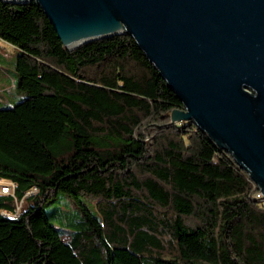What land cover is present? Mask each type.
I'll use <instances>...</instances> for the list:
<instances>
[{
    "label": "trees",
    "instance_id": "obj_1",
    "mask_svg": "<svg viewBox=\"0 0 264 264\" xmlns=\"http://www.w3.org/2000/svg\"><path fill=\"white\" fill-rule=\"evenodd\" d=\"M19 50L0 107V264H264V197L128 33L68 49L34 1L0 0ZM83 218L58 227L57 195ZM22 203L18 211L19 203ZM10 215H13L12 217Z\"/></svg>",
    "mask_w": 264,
    "mask_h": 264
},
{
    "label": "water",
    "instance_id": "obj_2",
    "mask_svg": "<svg viewBox=\"0 0 264 264\" xmlns=\"http://www.w3.org/2000/svg\"><path fill=\"white\" fill-rule=\"evenodd\" d=\"M27 3L32 0H4ZM68 49L128 33L264 194V0H34Z\"/></svg>",
    "mask_w": 264,
    "mask_h": 264
},
{
    "label": "rangeland",
    "instance_id": "obj_3",
    "mask_svg": "<svg viewBox=\"0 0 264 264\" xmlns=\"http://www.w3.org/2000/svg\"><path fill=\"white\" fill-rule=\"evenodd\" d=\"M19 53L17 48L0 41V107H13L25 97V93L18 88L19 74L16 64ZM21 206L20 202L18 211ZM45 214L58 227L64 225L63 227L72 228L69 223H76L83 218L71 199L63 194L57 195L45 205Z\"/></svg>",
    "mask_w": 264,
    "mask_h": 264
},
{
    "label": "built area",
    "instance_id": "obj_4",
    "mask_svg": "<svg viewBox=\"0 0 264 264\" xmlns=\"http://www.w3.org/2000/svg\"><path fill=\"white\" fill-rule=\"evenodd\" d=\"M15 183L0 177V194H10L13 192ZM257 198H263L264 194L259 190Z\"/></svg>",
    "mask_w": 264,
    "mask_h": 264
},
{
    "label": "crops",
    "instance_id": "obj_5",
    "mask_svg": "<svg viewBox=\"0 0 264 264\" xmlns=\"http://www.w3.org/2000/svg\"><path fill=\"white\" fill-rule=\"evenodd\" d=\"M2 42V41H1Z\"/></svg>",
    "mask_w": 264,
    "mask_h": 264
}]
</instances>
